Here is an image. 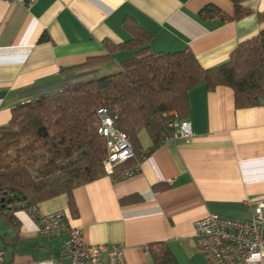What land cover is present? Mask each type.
<instances>
[{
  "label": "crops",
  "instance_id": "obj_1",
  "mask_svg": "<svg viewBox=\"0 0 264 264\" xmlns=\"http://www.w3.org/2000/svg\"><path fill=\"white\" fill-rule=\"evenodd\" d=\"M0 0V127L25 101L119 70L133 50L66 74L89 58L108 54L104 43L131 39V20L151 35L152 53L190 51L202 68L228 61L237 45L264 30V0H243L249 14L237 20L205 17L212 6L233 18L229 0ZM192 136L167 138L156 149L145 130L137 137L139 171L114 181L103 176L39 203L37 214L62 211L89 245H120L127 264H153L149 246L164 243L177 264H208L194 242L193 223L209 214L249 220L264 200V98L236 109L231 88L205 84L187 92ZM161 187V188H160ZM134 197V201H125ZM0 215L3 264H71L61 256L65 234L42 235L27 209Z\"/></svg>",
  "mask_w": 264,
  "mask_h": 264
},
{
  "label": "trees",
  "instance_id": "obj_2",
  "mask_svg": "<svg viewBox=\"0 0 264 264\" xmlns=\"http://www.w3.org/2000/svg\"><path fill=\"white\" fill-rule=\"evenodd\" d=\"M229 1L234 5L233 18L212 6L202 15L230 21L249 14L241 9L243 0ZM259 18L264 19V13ZM124 27L130 40L120 45L105 42L107 55L89 58L64 72L95 68L112 61L118 50H133V57L120 63L118 71L20 104L12 110L8 124L0 127V215L8 223H14L13 211L26 210L60 194H66L74 208L73 190L106 176L103 162L107 149L98 133L99 108H106L115 127L129 138L134 158L126 166H134L141 155L138 133L147 132L153 142L150 151L172 138L170 113L175 112L179 120L187 119V92L197 85L205 84L209 90L231 88L236 109L262 103L264 30L239 43L224 64L205 69L188 50L150 52V34L131 20H125ZM149 254L153 264H177L164 243L151 244Z\"/></svg>",
  "mask_w": 264,
  "mask_h": 264
},
{
  "label": "built area",
  "instance_id": "obj_3",
  "mask_svg": "<svg viewBox=\"0 0 264 264\" xmlns=\"http://www.w3.org/2000/svg\"><path fill=\"white\" fill-rule=\"evenodd\" d=\"M4 1L10 4L14 0ZM34 1L27 0L25 4L30 5ZM96 114L98 133L105 139L107 149L103 162L105 175L118 181L137 173L138 164L126 166L134 158L127 135L115 127L114 118L106 108H99ZM170 115L172 119L168 126L174 130L172 138L188 140L192 136L190 123L185 119L179 120L175 112ZM27 213L39 221L40 234L66 235L61 256L68 258L71 264H127L122 246L87 244L82 231L69 226L62 211L39 215L35 207H30ZM193 230L196 248L208 264H264V200L254 204L249 220L209 214L196 220ZM0 264H3L1 253Z\"/></svg>",
  "mask_w": 264,
  "mask_h": 264
},
{
  "label": "rangeland",
  "instance_id": "obj_4",
  "mask_svg": "<svg viewBox=\"0 0 264 264\" xmlns=\"http://www.w3.org/2000/svg\"><path fill=\"white\" fill-rule=\"evenodd\" d=\"M73 84V83H72ZM75 84V83H74ZM69 85H71V84H66V85H64V87L63 88H65V87H67V86H69Z\"/></svg>",
  "mask_w": 264,
  "mask_h": 264
}]
</instances>
